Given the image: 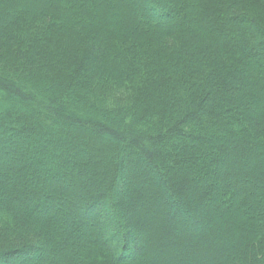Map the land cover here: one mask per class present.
<instances>
[{
	"label": "trees",
	"instance_id": "obj_1",
	"mask_svg": "<svg viewBox=\"0 0 264 264\" xmlns=\"http://www.w3.org/2000/svg\"><path fill=\"white\" fill-rule=\"evenodd\" d=\"M20 261L264 264V0H0Z\"/></svg>",
	"mask_w": 264,
	"mask_h": 264
},
{
	"label": "rangeland",
	"instance_id": "obj_2",
	"mask_svg": "<svg viewBox=\"0 0 264 264\" xmlns=\"http://www.w3.org/2000/svg\"><path fill=\"white\" fill-rule=\"evenodd\" d=\"M36 2H39V4L40 3H42V0H35ZM159 1V0H158ZM177 13V12H176ZM178 20V18L176 17V19H175V21H177ZM178 22V21H177ZM243 189V188H242ZM243 190H246V189H243ZM248 190V189H247ZM203 228L204 227H202V226H200V227H198V229H197V232H201L202 230H203ZM102 229H103V231H105L106 233H111V229H110V226H103L102 227ZM95 234H96V232H95ZM209 261L210 262H213V261H215V257H213V255L209 258ZM17 264H21V261L18 263L17 262Z\"/></svg>",
	"mask_w": 264,
	"mask_h": 264
}]
</instances>
